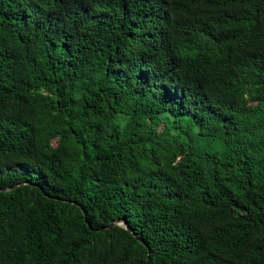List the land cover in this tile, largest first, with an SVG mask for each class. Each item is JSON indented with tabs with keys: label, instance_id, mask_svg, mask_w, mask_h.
Returning a JSON list of instances; mask_svg holds the SVG:
<instances>
[{
	"label": "trees",
	"instance_id": "1",
	"mask_svg": "<svg viewBox=\"0 0 264 264\" xmlns=\"http://www.w3.org/2000/svg\"><path fill=\"white\" fill-rule=\"evenodd\" d=\"M4 187L0 264H264V0H0Z\"/></svg>",
	"mask_w": 264,
	"mask_h": 264
},
{
	"label": "water",
	"instance_id": "2",
	"mask_svg": "<svg viewBox=\"0 0 264 264\" xmlns=\"http://www.w3.org/2000/svg\"><path fill=\"white\" fill-rule=\"evenodd\" d=\"M16 186H19L16 185ZM12 187H4V188H0V192L2 191H7L9 189H11ZM88 223V222H87ZM89 225V224H88ZM115 225H118V226H122L124 227L126 230H128L138 241H140L141 243L145 244V242L143 240H141L140 238L137 237V235L132 231L129 223L125 220V219H117L113 222H111L107 227H111V226H115ZM102 228H105V227H102Z\"/></svg>",
	"mask_w": 264,
	"mask_h": 264
}]
</instances>
